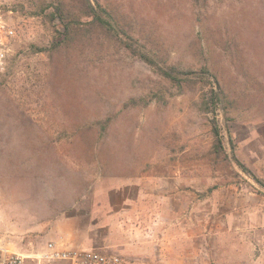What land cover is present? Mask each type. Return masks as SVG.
<instances>
[{
    "label": "rangeland",
    "instance_id": "obj_1",
    "mask_svg": "<svg viewBox=\"0 0 264 264\" xmlns=\"http://www.w3.org/2000/svg\"><path fill=\"white\" fill-rule=\"evenodd\" d=\"M59 1L80 14L83 0H0L18 36L0 74V244L264 264V187L252 177L264 182V0H89L160 65L191 70L180 86L97 26L53 49L63 28L41 8ZM203 66L211 83L195 80ZM212 87L230 100L215 117L230 162L211 152L213 114L199 107ZM106 115L102 137H70Z\"/></svg>",
    "mask_w": 264,
    "mask_h": 264
},
{
    "label": "trees",
    "instance_id": "obj_2",
    "mask_svg": "<svg viewBox=\"0 0 264 264\" xmlns=\"http://www.w3.org/2000/svg\"><path fill=\"white\" fill-rule=\"evenodd\" d=\"M80 9H81L80 14H76L73 11V9L67 7L62 1H59L55 5L54 4L46 5L43 8H41L42 11L47 13L48 18L52 22L55 21L56 19H59L60 21L59 27L63 28L62 32H59L58 30L59 28L54 29L56 34H58L59 36L62 35L63 39L55 42L53 41L52 42L53 49L56 48L58 49V46L62 41H64V39L68 40L73 35V33L77 32L78 30L88 29L91 26L93 27L97 26L103 31L110 32L113 35H116V37L118 36V41H120L126 49L130 50L133 54L138 55L141 59H143L145 62L152 65L153 67H156L160 75H163L171 83L180 86L183 82L192 80V78L189 76L192 73L191 70H181L175 65H168L167 67H164V65L159 64L161 59H157L148 52H145L140 48L141 46L140 47L136 46L135 45L136 41L133 35L130 32H128L123 26L119 25L116 22H113L110 11L106 7L102 6V4H100L98 1L96 2L95 5H91L89 0H83ZM83 17L89 18V21L88 22L82 21ZM119 35H121V37L123 35V38H121ZM43 50L48 51L50 49L49 47L47 48L35 47L32 51L40 52ZM207 72L208 73L210 72L208 67L203 66L200 70V75L195 80L204 83H211L209 78L204 76V74ZM2 74H6V72ZM210 75L216 80H218V75L216 73L213 72ZM3 87L6 86L4 82L1 81L0 89H3ZM198 95H199L200 110L205 113L213 114V117L210 119V132L213 137L211 152L215 155L214 157H219L223 155L224 160L230 162V158L224 150L220 127L218 126L217 120L215 118L217 106L222 100L225 103L223 106L224 115L227 117V111H228L227 108H229L230 100L226 94V91L222 87L220 88V91H217L216 88L212 87L207 91H202ZM8 99H11L10 95L8 96ZM129 102H135L134 98H131ZM111 121H112L111 115H106L103 118H98L96 120L82 124L80 128L71 127L70 137L73 139V141L79 139L80 137L82 138V136L92 137L93 135H97L102 137L107 132ZM66 129L68 128L65 126L62 131H67ZM60 137L62 138L63 136L61 135ZM56 144H57L56 141L51 142V145L53 146H56ZM230 144L233 154V161L235 162V164L243 172L252 175L251 172L248 170V168L243 163H241L239 159L236 157L234 153V145L232 144V142H230ZM252 177H254L255 181H257L260 185L264 187V182L262 180L256 178L255 176Z\"/></svg>",
    "mask_w": 264,
    "mask_h": 264
},
{
    "label": "built area",
    "instance_id": "obj_3",
    "mask_svg": "<svg viewBox=\"0 0 264 264\" xmlns=\"http://www.w3.org/2000/svg\"><path fill=\"white\" fill-rule=\"evenodd\" d=\"M14 26L0 10V74L6 70L13 44ZM0 264H133L118 253L82 248L63 241L49 240L35 252H20L0 244Z\"/></svg>",
    "mask_w": 264,
    "mask_h": 264
}]
</instances>
